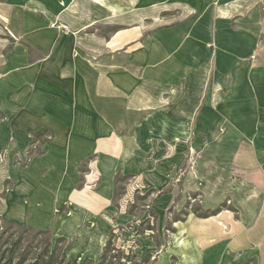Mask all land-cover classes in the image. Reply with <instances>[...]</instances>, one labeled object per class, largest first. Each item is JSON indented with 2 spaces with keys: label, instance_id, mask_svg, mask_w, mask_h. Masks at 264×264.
<instances>
[{
  "label": "crops",
  "instance_id": "1",
  "mask_svg": "<svg viewBox=\"0 0 264 264\" xmlns=\"http://www.w3.org/2000/svg\"><path fill=\"white\" fill-rule=\"evenodd\" d=\"M178 7L182 22L145 26ZM2 21L14 47L29 51L0 66V79L11 76L21 90L28 66L30 109L21 110L51 137L43 150L49 163L35 168L53 167L61 181L92 156L119 169L140 167L149 145L185 134L215 75L237 82L235 89L264 111V0H0ZM102 27L109 31L99 35ZM7 45L0 39V51ZM259 138L256 160L264 172V134ZM42 191L51 194L38 186L23 197L36 206ZM253 240L264 246L249 236L244 243ZM240 241L229 248L238 250Z\"/></svg>",
  "mask_w": 264,
  "mask_h": 264
},
{
  "label": "rangeland",
  "instance_id": "2",
  "mask_svg": "<svg viewBox=\"0 0 264 264\" xmlns=\"http://www.w3.org/2000/svg\"><path fill=\"white\" fill-rule=\"evenodd\" d=\"M183 13L178 7L145 26L182 22ZM145 14L152 16L153 9L146 8ZM108 31L102 27L98 34ZM0 39L8 41L0 51L3 68L29 51L25 44L14 47L5 21L0 22ZM208 53L213 60L217 52ZM25 69L21 90L14 89L18 81L11 76L0 79L3 240L18 231L15 223L66 238L68 254L78 260H97L108 244L124 264H264V246L255 240L244 243L246 236L264 242V172L256 160L264 111H256L254 98L235 89L237 82L211 77L204 86L202 110L186 122L185 134L163 143L149 139L140 167L119 169L92 156L64 172L61 181L53 167L35 168L37 162L49 163L43 150L51 137L25 120L31 119V111L21 110H29L31 102L27 65ZM25 99L26 106L16 105ZM249 154L254 157L250 161ZM38 186L51 189L52 195L42 191L44 201L34 206L23 196ZM236 240H241L239 248L231 250Z\"/></svg>",
  "mask_w": 264,
  "mask_h": 264
},
{
  "label": "trees",
  "instance_id": "3",
  "mask_svg": "<svg viewBox=\"0 0 264 264\" xmlns=\"http://www.w3.org/2000/svg\"><path fill=\"white\" fill-rule=\"evenodd\" d=\"M11 224L18 231H12L6 240L2 239L5 233L0 235V264H124L120 262L119 252L108 244L97 260H78L68 254L66 238H53L49 231ZM112 251L115 253L111 254Z\"/></svg>",
  "mask_w": 264,
  "mask_h": 264
}]
</instances>
